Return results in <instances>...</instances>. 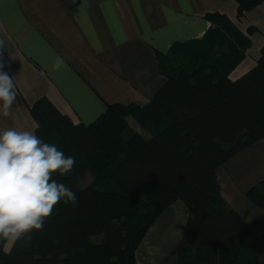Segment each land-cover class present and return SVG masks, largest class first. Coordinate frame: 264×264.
Wrapping results in <instances>:
<instances>
[{
    "label": "trees",
    "instance_id": "obj_1",
    "mask_svg": "<svg viewBox=\"0 0 264 264\" xmlns=\"http://www.w3.org/2000/svg\"><path fill=\"white\" fill-rule=\"evenodd\" d=\"M235 2L240 20L264 0ZM205 19L202 39L157 55L165 82L144 107L109 105L82 125L46 98L33 103L35 134L75 157L73 171L55 178L77 201L55 206L29 244L0 242V264H134L149 227L176 200L188 208L179 264H257L242 219L221 199L216 170L264 138V47L255 67L231 81L250 41L224 15ZM246 195L264 207V180Z\"/></svg>",
    "mask_w": 264,
    "mask_h": 264
},
{
    "label": "crops",
    "instance_id": "obj_2",
    "mask_svg": "<svg viewBox=\"0 0 264 264\" xmlns=\"http://www.w3.org/2000/svg\"><path fill=\"white\" fill-rule=\"evenodd\" d=\"M236 10L235 0H0V60L17 86L0 131H35L29 108L40 98L82 125L109 105L146 106L165 82L157 55L202 39L207 13L224 15L248 37L246 56L229 77L240 79L264 47V2L240 20ZM216 178L224 205L242 219L257 264H264V207L246 195L264 180V138L220 166ZM187 218L182 200L170 204L136 248L134 264H179Z\"/></svg>",
    "mask_w": 264,
    "mask_h": 264
},
{
    "label": "clouds",
    "instance_id": "obj_3",
    "mask_svg": "<svg viewBox=\"0 0 264 264\" xmlns=\"http://www.w3.org/2000/svg\"><path fill=\"white\" fill-rule=\"evenodd\" d=\"M4 69L0 60V114L8 117L17 100V86ZM75 165L74 156L42 141L34 130L0 131V242L27 245L33 232L43 230L55 206L76 205L75 192L55 178L72 172Z\"/></svg>",
    "mask_w": 264,
    "mask_h": 264
},
{
    "label": "rangeland",
    "instance_id": "obj_4",
    "mask_svg": "<svg viewBox=\"0 0 264 264\" xmlns=\"http://www.w3.org/2000/svg\"><path fill=\"white\" fill-rule=\"evenodd\" d=\"M129 125L131 127L132 130H134L135 132L139 133L141 136L143 137H147V133L146 131L142 130L134 121L130 120L129 121ZM90 182V176H87V178L80 183V186H82L83 184H88ZM101 240V237L100 236H97V237H92L90 239V241L93 243V244H98ZM11 245H7V248H9Z\"/></svg>",
    "mask_w": 264,
    "mask_h": 264
}]
</instances>
